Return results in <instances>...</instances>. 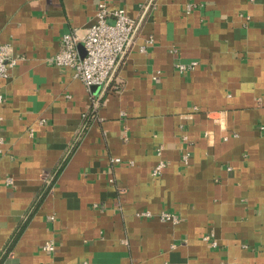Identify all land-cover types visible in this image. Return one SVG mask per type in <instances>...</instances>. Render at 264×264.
<instances>
[{"label": "crops", "instance_id": "0c3cea01", "mask_svg": "<svg viewBox=\"0 0 264 264\" xmlns=\"http://www.w3.org/2000/svg\"><path fill=\"white\" fill-rule=\"evenodd\" d=\"M100 3L135 32L94 93L53 58ZM0 40V264H264V0H0Z\"/></svg>", "mask_w": 264, "mask_h": 264}, {"label": "built area", "instance_id": "2783aa9c", "mask_svg": "<svg viewBox=\"0 0 264 264\" xmlns=\"http://www.w3.org/2000/svg\"><path fill=\"white\" fill-rule=\"evenodd\" d=\"M197 4H189L187 11L196 8ZM135 20L131 18L125 9H110L106 3H100L93 23L84 33L71 31L61 38V48L54 56L53 62L62 67H70L74 70V76L80 79L87 88L92 86L108 85L121 57L132 47ZM154 43L153 38H149L146 44L141 46V51L145 52L148 46ZM83 45L85 55L81 56L78 49ZM19 58L12 55V48L0 40V79L11 77L13 68L17 65ZM196 61L190 63L176 62L175 68L179 73H187L198 67ZM97 107L98 103L94 102ZM164 146H159L157 154L162 156ZM189 154L183 155V162L189 163ZM119 161V159H116ZM166 168V162L160 160L152 171L154 177L160 176ZM12 179H7V184L12 183ZM162 219L177 222L176 217L171 213H163ZM214 246L217 245L214 234L204 237ZM43 250L54 252L56 244L47 242Z\"/></svg>", "mask_w": 264, "mask_h": 264}, {"label": "water", "instance_id": "95a60500", "mask_svg": "<svg viewBox=\"0 0 264 264\" xmlns=\"http://www.w3.org/2000/svg\"><path fill=\"white\" fill-rule=\"evenodd\" d=\"M78 49L80 51L81 56L85 55V50L83 48V45H79ZM101 87L100 86H92L91 90L96 93Z\"/></svg>", "mask_w": 264, "mask_h": 264}, {"label": "trees", "instance_id": "16d2710c", "mask_svg": "<svg viewBox=\"0 0 264 264\" xmlns=\"http://www.w3.org/2000/svg\"><path fill=\"white\" fill-rule=\"evenodd\" d=\"M35 208H36V206H35ZM18 235H19V233L16 235V237L14 238V240H13V242H12V244L16 241V239H17V237H18Z\"/></svg>", "mask_w": 264, "mask_h": 264}]
</instances>
